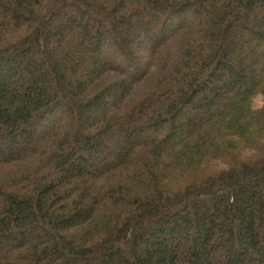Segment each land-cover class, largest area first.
<instances>
[{"label": "trees", "instance_id": "trees-1", "mask_svg": "<svg viewBox=\"0 0 264 264\" xmlns=\"http://www.w3.org/2000/svg\"><path fill=\"white\" fill-rule=\"evenodd\" d=\"M5 169L0 264H264V0H0Z\"/></svg>", "mask_w": 264, "mask_h": 264}, {"label": "rangeland", "instance_id": "rangeland-1", "mask_svg": "<svg viewBox=\"0 0 264 264\" xmlns=\"http://www.w3.org/2000/svg\"><path fill=\"white\" fill-rule=\"evenodd\" d=\"M134 45H135V47H136V50H137V52H138V54L140 55V56H142L143 58H146V50H145V48H144V44L141 42V40L140 39H138V40H136L135 42H134ZM258 67V66H257ZM10 171H13V169H9ZM6 169L4 170V174H1L0 175V177L1 176H5L6 175ZM8 171V170H7Z\"/></svg>", "mask_w": 264, "mask_h": 264}]
</instances>
